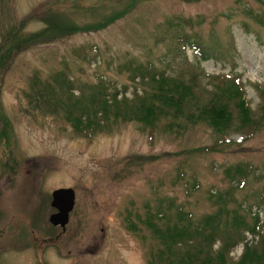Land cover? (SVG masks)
<instances>
[{
    "label": "rangeland",
    "instance_id": "obj_1",
    "mask_svg": "<svg viewBox=\"0 0 264 264\" xmlns=\"http://www.w3.org/2000/svg\"><path fill=\"white\" fill-rule=\"evenodd\" d=\"M180 35L203 41L207 56ZM0 62V135L6 127L9 138H0V264H166L171 236L152 225L179 223L184 241L233 202L258 215L262 231L224 224L212 247L198 237L208 247L199 254L215 255L225 231L239 239L229 262L246 244L262 245L264 123L239 130L237 104L216 83L239 77L252 117L263 115L264 0H0ZM155 71L190 85L191 96L182 113L148 123L139 106ZM100 99L109 101L110 124L79 134L83 102L94 100L100 114ZM213 101L233 113L226 134L191 118ZM60 187L76 195L65 228L50 221ZM198 243L175 244V257Z\"/></svg>",
    "mask_w": 264,
    "mask_h": 264
},
{
    "label": "trees",
    "instance_id": "obj_2",
    "mask_svg": "<svg viewBox=\"0 0 264 264\" xmlns=\"http://www.w3.org/2000/svg\"><path fill=\"white\" fill-rule=\"evenodd\" d=\"M117 17V16H116ZM115 19V18H114ZM111 22V19L108 21ZM107 22V23H108ZM189 22V20H188ZM53 23L48 24V26L42 30L40 33H36V35L44 34L48 30L51 29V26ZM95 25L88 26V29L93 28ZM64 29V27H62ZM75 30H78L79 27H75ZM179 41L182 46H184V41H189L194 49V51L203 56L206 57V53L203 49V41L200 42L197 38H188L186 35H180ZM23 43V40L18 43L16 46L20 47ZM12 50V49H11ZM14 48L11 52V56L13 54ZM82 52H84V49H82ZM1 63V62H0ZM150 67V66H149ZM138 70L141 73H147L149 69L143 66H138ZM193 71V70H192ZM193 75L191 78V81L196 83L197 78V71H193ZM209 76V74H206ZM211 75V74H210ZM147 77L144 75V78ZM66 78V77H64ZM214 78H218L215 76ZM152 90L151 93H148V100L144 104L141 103L139 106V111L142 113V115L146 118V121L148 123H155L156 120L162 116V114H168L169 112H174V114L177 116L178 114L182 113L184 111L182 109L183 99L186 97L188 98L191 96V86L181 81V79L167 75L165 72H153L150 75ZM70 81V79L67 78L66 83ZM217 86L219 90L223 91V95L228 98L230 101L235 100L237 104V110H239L240 113V125L238 126V129L241 131H244L246 127L248 128H254L257 126H260L264 123V113L263 115L258 118L254 119L252 117V111L249 106V102L246 98V92L245 89L242 87L241 80L239 77L236 76H230V75H221V77L217 81ZM194 85V84H193ZM182 91L186 92V94H180ZM117 94V93H116ZM188 95V96H187ZM106 96V93L104 94ZM63 97L58 99V103H62ZM117 99L114 98V101ZM46 101V100H45ZM82 101V100H81ZM97 101V100H96ZM102 104V112L97 114L98 108L95 106V101L91 100L89 102H83V108L81 111V121L77 119V121H73L75 130L79 134L83 135H90L94 132H97L102 127L110 124L111 115H110V108L108 104V100H102L100 99ZM1 105V104H0ZM228 103H222L219 104L217 101H213L209 104V106H202L200 108L199 115L191 114V118L194 119V121L201 120L211 126H213L217 132L223 134H226V131L228 130V127L230 126L231 120L234 118L232 111L229 109ZM69 110V109H67ZM173 110V111H172ZM73 112V111H69ZM264 112V108H263ZM68 113V114H69ZM85 117V118H84ZM4 115L2 114V111L0 110V126L4 123ZM79 118V117H75ZM116 117L112 119V121H115ZM5 124V123H4ZM7 126V123L5 124ZM226 136V135H225ZM0 138L3 143H8V136L6 133V127L1 130ZM233 142L232 139L224 138V142L221 143H230ZM202 150V148H199ZM205 149V148H204ZM244 176H246L245 173H243ZM242 180L239 179V186L241 185ZM229 199L228 201L233 202L236 201V198L233 196L232 192H229ZM217 200V201H216ZM213 200L214 203L218 202V199ZM226 203V204H225ZM225 203L222 206H226L227 202L225 200ZM236 205L233 209L225 208V207H219L218 211L208 217L203 225H199L197 229L195 230L196 235H191V238H185L183 241L181 238L182 234L187 233L186 227L180 226L179 223H175L173 228L171 229L167 228L164 230L160 227L156 226V224L152 225L154 229L156 230V233L159 236H171V240H165L168 241V249L170 250V253L167 255V263L166 264H264V239H262V245L260 247H250L252 245L246 244L245 252L243 253V256H241L240 260L237 262L234 261H228L227 255L230 252V250L235 247L239 243V239L226 232V239L224 240L223 244L219 247L218 252L215 255L208 254L206 256H201V252L207 251L208 247H204L202 243L200 242V239L198 237L204 236L205 238L208 237L207 242L209 248L213 246V244L216 242V240L219 237V232L222 225H233L234 227H239L240 229L248 228L249 231L253 235H257L258 233L262 231L263 223L260 221V217L256 215L255 217H249V209L246 212L243 208L242 203L236 204L233 202V206ZM180 219L184 220L187 216L184 212L179 213ZM186 225V223H185ZM187 226H189V223H187ZM217 228V230H211L210 233L206 234L208 228ZM169 230V231H168ZM161 233V235L159 234ZM195 237V238H194ZM204 238V239H205ZM195 240H198V247L195 248L197 250H193V248H186L184 253L181 255L179 259H177L174 255L175 251L173 250V246L175 244H183L188 246H193L195 244ZM228 252V253H227ZM200 253V254H199ZM166 259V258H164Z\"/></svg>",
    "mask_w": 264,
    "mask_h": 264
},
{
    "label": "water",
    "instance_id": "obj_3",
    "mask_svg": "<svg viewBox=\"0 0 264 264\" xmlns=\"http://www.w3.org/2000/svg\"><path fill=\"white\" fill-rule=\"evenodd\" d=\"M75 190L70 187H60L52 192V206L56 209L50 216V221L55 226H65L70 221V214L75 207Z\"/></svg>",
    "mask_w": 264,
    "mask_h": 264
}]
</instances>
